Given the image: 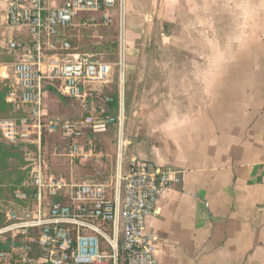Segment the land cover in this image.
I'll return each mask as SVG.
<instances>
[{"label": "crops", "instance_id": "crops-1", "mask_svg": "<svg viewBox=\"0 0 264 264\" xmlns=\"http://www.w3.org/2000/svg\"><path fill=\"white\" fill-rule=\"evenodd\" d=\"M124 9L129 69L146 57L158 64V74H135L140 103L128 74L123 102L138 116L128 154L177 173L145 223L156 264H264V0H125ZM89 18L99 14L75 22ZM223 48L241 60L251 52L257 74L206 65L239 62Z\"/></svg>", "mask_w": 264, "mask_h": 264}, {"label": "built area", "instance_id": "built-area-1", "mask_svg": "<svg viewBox=\"0 0 264 264\" xmlns=\"http://www.w3.org/2000/svg\"><path fill=\"white\" fill-rule=\"evenodd\" d=\"M5 2L0 29H24L28 38L4 41L8 54L20 57L1 68L9 88L6 102L15 116L0 120V137L23 149L27 175L11 200H0V209L12 220L0 227V246L7 247L0 249V264H156L154 238L145 232V223L177 173L129 156L120 122L114 172L99 181L76 176L79 164L101 160L94 134L105 129L99 124L106 126L107 106L113 102L103 93L112 70L92 55L65 53L70 44L56 40L90 13L99 18L85 19L83 25L118 23L122 115L125 0H64L50 8L42 0ZM48 90L76 103L81 115L48 117Z\"/></svg>", "mask_w": 264, "mask_h": 264}, {"label": "rangeland", "instance_id": "rangeland-1", "mask_svg": "<svg viewBox=\"0 0 264 264\" xmlns=\"http://www.w3.org/2000/svg\"><path fill=\"white\" fill-rule=\"evenodd\" d=\"M3 0H0V15L5 9V5L2 2ZM64 0H42L43 5L47 4L48 6L50 3H55L56 5H59ZM45 3V4H44ZM111 16L113 19H116L115 12H111ZM127 28V18L125 20V29ZM5 33V36L3 35ZM62 35H64L66 38L70 39V48L73 52L81 54V55H92L95 57L96 60L109 64L111 66L112 70V83L108 85L107 91L110 95H114L116 92L119 93L120 90V83H119V74H120V67H119V58H120V36H119V29H118V23L115 22L113 26L104 27L102 25H96L91 26L88 25H79L78 22H74V24L62 32ZM8 38H12L14 40H25L28 38L27 32L24 29L17 30V29H9L4 30L0 29V56L2 55H9L4 47V41ZM145 36L142 32L139 33V39L137 41V44L139 45V49L141 50H147L148 48L141 46L143 44ZM104 42V46H101V44ZM117 44V51L112 52L110 50V47L113 46V44ZM153 49V48H152ZM219 50L222 48H213V50ZM224 50H229L230 55L235 56L236 58H239L238 63H230V65L226 66L223 65L220 62H213L211 63V60L209 61V57L207 60V64L210 68H213L215 72L218 70L221 71V69L226 70L227 74H257V71L255 70L254 73V66L257 68V63H253L249 61V57H254L251 52H247L245 56V60L242 59V53L238 51L237 48H223ZM208 52L210 50L208 49ZM215 52V51H214ZM251 53V54H250ZM12 56L15 57V61L18 60L20 57V54H12ZM157 57L153 60H150L149 57H146V59L141 62V60L138 61V64L136 65L138 69H129L124 61V67H123V83H122V92L126 95V86L128 84L127 78L128 74L132 75V80L134 82V86H138L139 91L136 96V100L141 101V86L142 82L137 83L136 85V76L135 74H139V69L142 70L143 68H150L149 74H158V64L156 62ZM241 60V61H240ZM13 62L7 61V60H0V75H3L4 69H1L3 66H9ZM204 64V65H205ZM212 64V65H211ZM135 66V67H136ZM203 66V65H202ZM130 75V78H131ZM134 75V76H133ZM0 83H3L4 85H7V81L2 79L0 77ZM44 102H46V113L48 117H60V118H78L81 115V110L79 106L67 99H62L59 96L55 95L53 91H47V94L44 97ZM111 115L115 120H113L112 123H106L105 129L97 132V134H94L100 144V153H101V160L99 163H85L84 165L79 164L77 168L75 169V174L78 178L82 180H103L107 176L111 175L114 172L115 169V152H116V139H117V130H118V123L122 122L123 124V133H124V141H130L131 140V133H132V127L131 125H134L137 120L138 116L134 115L132 116V113L130 111V108L127 106L126 98L123 102V110L122 115H119L118 111H111ZM109 122V121H108ZM54 141L51 139L49 141V146ZM130 151V146H128V153ZM49 152V151H48ZM129 155V154H128Z\"/></svg>", "mask_w": 264, "mask_h": 264}, {"label": "trees", "instance_id": "trees-1", "mask_svg": "<svg viewBox=\"0 0 264 264\" xmlns=\"http://www.w3.org/2000/svg\"><path fill=\"white\" fill-rule=\"evenodd\" d=\"M63 31L59 33V35L56 37V40L58 42H68L70 44L71 42L70 39L62 35ZM104 45L105 44L103 42L101 46H104ZM110 50L112 52H116L117 44L116 43L113 44V46L110 47ZM65 53L78 54V53L73 52L71 48L68 52H65ZM0 60H7L10 62H13L15 60V57L12 56V54L2 55L0 56ZM126 67H128V65ZM107 88L108 86L103 88V93L111 96L113 99V102L107 106V112L105 114L106 122L115 120L113 116L111 115V111L113 110L118 111V99H119L118 92H116L114 95H110L107 91ZM8 92H9L8 84L4 85L3 83H0V120L8 119V118L15 116L11 105L6 102V97H7ZM26 175H27V169H26V164L24 162L23 149L19 147H13V146L6 145L1 140V137H0V200H3V201L11 200L13 197L14 191L23 182V180L26 178ZM11 221H12L11 219L6 217L5 212L2 209H0V227L7 225ZM0 249L6 250L7 247L0 246Z\"/></svg>", "mask_w": 264, "mask_h": 264}, {"label": "water", "instance_id": "water-1", "mask_svg": "<svg viewBox=\"0 0 264 264\" xmlns=\"http://www.w3.org/2000/svg\"><path fill=\"white\" fill-rule=\"evenodd\" d=\"M113 122V120L112 121H109V122H107L108 124L109 123H112ZM101 127H105V124H99ZM100 131V130H99ZM12 217L14 218L15 217V215H12ZM17 218H21V215H17L16 216ZM28 216H25V218H27Z\"/></svg>", "mask_w": 264, "mask_h": 264}]
</instances>
